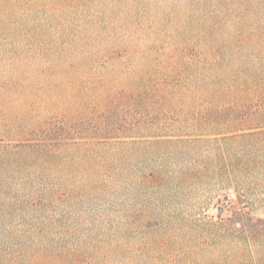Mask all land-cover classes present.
I'll use <instances>...</instances> for the list:
<instances>
[{
  "label": "rangeland",
  "instance_id": "obj_1",
  "mask_svg": "<svg viewBox=\"0 0 264 264\" xmlns=\"http://www.w3.org/2000/svg\"><path fill=\"white\" fill-rule=\"evenodd\" d=\"M259 104L264 0H0V145L79 136L40 171L64 192L46 202L9 198L20 159H0V264H264L213 235L234 199L216 168L183 174L212 145L179 142Z\"/></svg>",
  "mask_w": 264,
  "mask_h": 264
},
{
  "label": "trees",
  "instance_id": "obj_2",
  "mask_svg": "<svg viewBox=\"0 0 264 264\" xmlns=\"http://www.w3.org/2000/svg\"><path fill=\"white\" fill-rule=\"evenodd\" d=\"M199 128H208L212 133L179 134V142L200 143L207 142L212 145L215 155L205 162L198 158L188 159L181 167L185 176L193 175L191 166L201 168L213 165L217 173L224 178L222 181L223 193L226 197L227 190L232 188L234 199L230 201L232 213L226 220L208 221L213 235L221 238H231L243 241L247 245L264 247V105H257L256 111L249 117L209 119L203 117L198 121ZM205 124V127H202ZM38 127L36 129H39ZM34 129V130H36ZM53 124L46 126V130L33 131L28 138L11 145L14 151L9 152V145H0V159L3 156L13 155L20 159V164L12 165V169L20 175L4 182L1 190L8 194L14 201L24 203L18 196L35 193L39 200L62 197L64 192L59 191L57 184L46 185L40 171L50 169L52 163L63 159L67 145L79 136L59 134ZM205 130V129H202ZM36 134V135H33ZM5 166L4 163H0ZM200 173V169L195 174ZM22 175H27L23 177ZM19 179V180H18ZM15 182V183H14ZM19 184L21 189H14L13 185ZM260 208L261 213L252 215L247 209ZM48 216L36 218L35 224L40 225ZM42 229V227L38 228ZM37 262V260L35 261ZM38 264H45L39 263ZM253 264H259L253 261Z\"/></svg>",
  "mask_w": 264,
  "mask_h": 264
}]
</instances>
